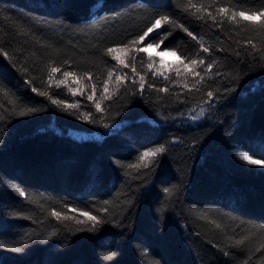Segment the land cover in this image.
<instances>
[{
    "label": "trees",
    "instance_id": "16d2710c",
    "mask_svg": "<svg viewBox=\"0 0 264 264\" xmlns=\"http://www.w3.org/2000/svg\"><path fill=\"white\" fill-rule=\"evenodd\" d=\"M262 7L264 0H0V264H264V167L242 159L264 160V18L230 19ZM160 16L171 21L160 35L130 43ZM163 50L205 63L185 71L177 59L166 79L157 72ZM33 87L79 107L65 110ZM29 107L38 111L17 115ZM158 146L165 151L146 158L147 168L130 167ZM71 209L103 223L87 231L91 222L77 224L86 218ZM53 210L74 219L58 221Z\"/></svg>",
    "mask_w": 264,
    "mask_h": 264
},
{
    "label": "snow or ice",
    "instance_id": "6c2138e0",
    "mask_svg": "<svg viewBox=\"0 0 264 264\" xmlns=\"http://www.w3.org/2000/svg\"><path fill=\"white\" fill-rule=\"evenodd\" d=\"M191 7H196V6L195 5H191ZM196 11L197 12H200L201 9L200 8H196ZM205 11H206V9H205ZM218 12L219 13H225L226 12V9L225 8H219L218 9ZM193 15H195V13H193ZM209 15L211 16L210 13H209ZM237 15L240 16V17H242L245 20H248V21H253V20H256L258 18H264V7H262L259 11H252L250 15L246 14V12H244V11L233 12L232 13V17H230V19L231 18H234ZM198 18H203V17L201 16V17H198ZM211 18L213 20L215 19V17H211ZM170 22L171 21H170V18L168 16H160L159 18H156L154 20V22L151 24V26L150 27H147V30L144 31L142 35H139L137 37V39H134V40L130 41V43L133 44V45H135V44L139 43L140 41H145V39L146 38H150V34H153V33H155L157 35H160V33H158L157 30L161 28L162 23L168 24ZM177 27L182 28L183 31H185L187 33V35L190 36L193 40H196L197 39V37L191 31H189L187 28H185L182 24L177 25ZM259 27L260 28H264V19H261L260 20ZM168 35H171V33H168ZM151 38L154 39V36L151 37ZM166 38H167L166 35L165 36H162V38L160 39V42L159 43H156V44L148 43L147 44V47L148 48H151V47H157V48H159L160 45L164 43V40ZM248 43H251V41H248ZM127 47H128L127 45H125L124 48L109 47L107 49V53L108 54H112V53H114L116 51H124ZM200 48L202 49V51L204 53H208L210 51V49L208 47H205L202 43L200 44ZM142 50L143 49H138L137 51H142ZM172 54L173 55H176V52L175 51H172ZM112 59L117 60V62L119 64H122L124 67H128V65L124 62V60L120 59L119 57L112 56ZM149 59H151V57H149ZM177 59L180 61L181 64L184 65L185 71H188L190 69V66H199V65H203L205 63V60L204 59H200L199 61H197L196 59H191V60H189L188 63H185L184 62V59H182L180 56H177ZM214 64H215V61H213L211 63H208L207 64L206 71L212 70ZM148 68L151 69L152 68V64H149L148 65ZM58 71H59L58 68H52L51 69V72L52 73H55V72H58ZM133 71H135V69H133ZM157 72H160V70L157 69ZM153 74L155 75L156 73H153ZM160 74L162 75L163 73L161 72ZM177 74L179 75V72ZM193 74L196 75V76H200V73L195 72V71H193ZM63 75L66 78L72 76L73 79H75L74 74L71 73V72L65 71ZM112 75H113V72L112 71H109L108 72L109 78H111ZM165 78L167 79V77H165ZM203 78H204L203 76L200 77L201 80H203ZM140 79H141L140 87H141V89H143V87H144V83H143L144 78L141 77ZM116 80L118 82H122V77L120 75H117L116 76ZM61 83H64V81L63 80L57 81V86H59V84H61ZM196 83L199 84L200 83V80L196 81ZM104 84H105L104 92H107L108 91V88H107L108 81L105 80L104 81ZM185 86H187V85L185 84ZM195 86H196L195 84L192 85V87H195ZM149 87H151V85H149ZM69 90L72 92L73 95H76L77 94L76 90H74V89H69ZM94 91H95V89H94ZM159 91L166 92L167 89H159ZM32 92L37 93L40 96L48 97V99L51 100V103L52 104L57 105V106H61L62 105L65 110L75 109V108H78L79 107L78 104H65V102L62 101V100L53 99L52 97L48 96V93L47 92H45V91L38 92V90L35 87L32 88ZM5 95H7V94L5 93ZM207 95H208L209 98L213 97V93L212 92H208ZM107 99H110V96H106V95H102L101 96V100H107ZM88 100L92 101L93 100V96L92 95H89L88 96ZM101 100H96L95 101V107H96V111L97 112L102 111V109H101ZM36 111H38V109L30 108V107L29 108H22L17 113V115H19L21 117H24V116H27V115H29L31 113L36 112ZM202 114H203V111H201V115ZM91 117H92V113H80V116H78L77 119L83 118V120L85 122H87V123H95V122H97V121H94ZM101 119H103V118H101ZM103 126L105 128H108L109 127V125L106 124V123ZM164 151H165V148L163 146H158L154 150L145 151L139 157V159H140V161L142 163H138V164H135V165H130V167L140 168L141 166H143L144 168H147L148 167V163L145 162L146 161V158H149V157L154 158V157L157 156V154L163 153ZM242 159L244 161H246L250 165H264V160H261V159H253L248 154H244L242 156ZM165 191L167 192L168 189H165ZM19 195L21 197H25L26 196V193L24 191H19ZM104 203L107 204L108 201H105ZM71 211L76 212V211H79V210L78 209H71ZM104 211H107V210L104 209ZM50 215L52 217H55L56 220H58V221H61V220L66 221V220L74 219V217H70L69 215L64 214V213H61L60 211H56V210L51 211ZM79 215L85 217L86 220H78L77 219V220H75V222L77 224H85L86 222H91V227L87 228V231H93V229L96 227V225L103 223V220H101L97 215H92L88 211H79ZM216 227L219 228L220 225L217 224ZM78 230H83V229H78ZM234 243L236 245H240V244L243 243V240H236ZM225 255H227V253H225Z\"/></svg>",
    "mask_w": 264,
    "mask_h": 264
},
{
    "label": "rangeland",
    "instance_id": "374dc122",
    "mask_svg": "<svg viewBox=\"0 0 264 264\" xmlns=\"http://www.w3.org/2000/svg\"><path fill=\"white\" fill-rule=\"evenodd\" d=\"M149 52L154 50V47L151 48H146ZM158 60H157V69L160 70L159 74L162 72L163 74L161 76L165 77L166 76V72H168L170 70V68L172 67L173 63H175L177 61V56L173 55L171 51H160L158 54ZM263 166L264 165H260Z\"/></svg>",
    "mask_w": 264,
    "mask_h": 264
}]
</instances>
